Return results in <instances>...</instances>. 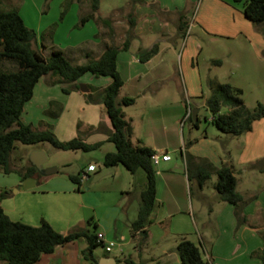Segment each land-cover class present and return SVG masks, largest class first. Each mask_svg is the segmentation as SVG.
I'll return each instance as SVG.
<instances>
[{
    "label": "crops",
    "instance_id": "1",
    "mask_svg": "<svg viewBox=\"0 0 264 264\" xmlns=\"http://www.w3.org/2000/svg\"><path fill=\"white\" fill-rule=\"evenodd\" d=\"M2 1L11 6V0ZM26 1L21 0L17 10L25 25L34 30L35 45L39 42L42 49L43 40L51 43L53 38L37 39L48 21L42 23L41 15L33 21L32 14L46 11L39 10L42 0H30L31 8L26 7ZM122 1L119 5L110 0L108 14L102 15L98 0L93 16L79 25L75 35L80 36L84 28L89 33L57 47L73 63L85 61L87 55L97 58L104 45L118 47L116 68L122 78L118 97L134 98L131 104L122 106L130 124V140L169 154L168 159L153 164L155 194L149 222L131 230L145 177L141 169L126 174L119 164L112 166L111 179L103 188L98 187V174H89L95 169L91 162L65 174H59L57 166L48 174L38 170L20 176L15 170L0 171V191L7 192L0 198V207L13 220L36 225L44 219L62 233L91 222L95 232L103 233L104 241L113 242L109 251L102 244H98L99 250L93 247L94 259H90L80 255L87 245L80 236L40 253L32 264H126L124 258L141 264H178L177 240L186 237L194 242L193 235L210 264H261L251 251L263 244L259 231H264V169L249 164L264 156V115L253 120L249 130L235 136L216 128V132L204 129L200 134L188 128L184 137L182 125L187 114L194 110L197 116L199 104L205 105L209 79L240 87L247 106L255 101L264 104V23L253 24L243 15L244 0ZM81 2L83 12L88 2ZM61 18L71 26L76 19L74 14ZM126 38L128 45L120 48ZM153 44L154 51L145 56ZM49 77L41 75L35 82L20 120L32 126H37L40 119L49 122L61 140L76 135L87 142L103 140L98 148L101 155L113 150V143L105 140L110 124L104 105L86 101L83 95L90 91L87 85L101 88L110 76L86 71L75 80L78 89L68 92L62 91L58 82L48 83ZM84 87L87 90L81 89ZM228 108L226 105V111ZM191 125L198 127L197 123ZM105 142L111 146L103 147ZM26 164H31L28 159ZM89 164L92 169L81 180L79 171ZM222 164L231 168L235 188L246 198L242 207L245 220L238 223L233 205L220 200L213 188L215 173L202 181L200 178L205 165L215 168ZM10 165L18 167L11 160ZM75 174L77 182L69 177ZM105 191L110 198H103ZM191 193L197 211L203 212L200 228L194 221ZM101 206L103 213L97 215ZM89 224L86 226L91 229ZM125 245L129 250L124 251Z\"/></svg>",
    "mask_w": 264,
    "mask_h": 264
},
{
    "label": "trees",
    "instance_id": "2",
    "mask_svg": "<svg viewBox=\"0 0 264 264\" xmlns=\"http://www.w3.org/2000/svg\"><path fill=\"white\" fill-rule=\"evenodd\" d=\"M239 1V0H233ZM70 0H64L62 13ZM98 6V0H88V10L80 15L76 26L81 25L87 18L93 16ZM241 11L253 24L264 23V0H244ZM55 22L46 28L47 33ZM132 25V22H129ZM180 28V27H179ZM44 34V31L41 32ZM36 34L34 30L25 25L17 7L5 6L0 0V171H17L20 176L38 173L31 164L10 165V152L14 142L36 143L47 141L56 148L64 150L88 151L101 145L103 140L87 142L76 135L71 138L58 139L51 130V124L40 119L37 126L23 123L20 113L23 104L32 95L35 82L41 75L50 76L48 83L58 82L61 90L68 92L70 89H78L76 79L88 71L94 75H108L110 81L101 88H90L84 92L86 101H100L104 105L110 129L105 140L113 143L114 149L103 153L101 163L111 166L120 163L130 173L136 169L144 172L145 182L140 191V200L136 215L130 223L131 230L141 228L149 222V213L153 207L155 194L154 168L151 162L153 149L149 146L132 143L130 140V124L124 118L122 106L134 101L131 96L118 97V90L122 84V78L116 68L117 46L104 45L97 58L87 55L85 61L73 63L63 49L51 45L47 54H42L35 45ZM128 45L126 38L120 48ZM42 47H44L42 45ZM155 49L151 46L145 53L148 56ZM213 61L219 62L215 59ZM6 63L11 64L7 66ZM209 94L206 96L205 107L210 111L209 121L216 129L227 136L239 135L250 129L253 120L264 115V104L256 101L252 107L244 105L241 97V88L228 82H217L212 79L207 81ZM55 102V101H51ZM224 104L229 108L225 112L220 111ZM60 105L58 104V109ZM49 115L56 112L45 110ZM190 116V113L187 114ZM197 116L192 121L196 124ZM257 169H264V156L249 164ZM211 172L215 173L213 188L220 200L233 205V213L237 223L245 220L242 207L246 198L236 188V177L228 165L219 167L205 165L201 170V181L207 178ZM70 179L77 180V174L69 175ZM6 191H0V198L6 195ZM76 226L62 233L54 229L46 220L41 219L39 224L32 225L19 220H13L0 207V264H32L42 252H50L57 245L63 244L77 237H84L86 247L80 250V255L94 259L91 253L93 247L98 245L94 226L89 229L86 225ZM141 234H145L141 230ZM263 239L260 248L251 251L257 255L264 264V231H259ZM175 250L180 264H210L200 251L199 245L186 237H180L175 245ZM126 264H141L129 258H124Z\"/></svg>",
    "mask_w": 264,
    "mask_h": 264
},
{
    "label": "rangeland",
    "instance_id": "3",
    "mask_svg": "<svg viewBox=\"0 0 264 264\" xmlns=\"http://www.w3.org/2000/svg\"><path fill=\"white\" fill-rule=\"evenodd\" d=\"M14 1V2H13ZM30 0L26 1V7L27 8H31L30 4H29ZM64 0H42L41 4H40V8L39 10H44V14H32L33 16V21H35V19L37 18V16L41 15V22L45 23L47 22L48 24L46 26H44L43 24V28L41 30L44 31V34L42 35L41 32L40 34L37 35V39L40 40V38L43 40V37H48V38H53L51 43L54 44L55 46H60V47H64V45L68 42H72L76 39H78L79 37H81V35H85L86 33H89L87 30V28L80 32V36L75 35L77 34V28L80 26H76L75 23L78 21V18L80 15L84 14L85 12H87L88 9L83 10L82 12V5L81 4V0H71L70 2L67 3L64 12L62 14H74V16L76 17L74 25H68L69 22H65V21H61L62 18H60V12L63 8V3ZM116 1L117 4H122L123 1L122 0H114ZM13 2V3H12ZM21 0H11V6H19ZM74 2V3H72ZM83 2H88V0H83ZM4 3V2H3ZM16 3V4H15ZM108 5H110V0H100V7H99V14H108L107 12V7ZM32 13H34V10L32 8ZM63 16V15H62ZM69 21V20H68ZM52 22H55V24L52 26L51 30L47 33L46 28L49 24H51ZM68 25V26H67ZM185 34H187V32H185ZM45 46L44 48L41 49V45L39 44V42L37 43V48L44 54H47L49 52L50 49V42L48 41H44ZM7 66H11V64L6 63ZM197 103H201L200 99H196L195 100ZM246 101H250L249 99H247ZM256 102V101H255ZM255 102L252 105H245L247 107H252ZM263 104V103H262ZM220 111L221 112H225L226 111V105L222 104L220 106ZM210 111L205 107L204 104H199V108H198V114H197V125L198 127L195 128L194 126H192V121H193V116L192 114H190V116H185V119L183 121V125H182V129H183V135L185 137L186 131L188 128H190L194 133H201L204 129L209 133V132H216V129L214 127V125L209 121L210 118ZM104 146H111L110 143L105 142L103 145ZM43 150L45 156H46V160L43 162L44 167L47 166H57L58 169V173L59 174H65V173H75L77 171V169L79 168V166L81 165H86L87 162H91L95 169L93 171H91L89 174L91 176H94L95 174H98L99 176V181H98V187L103 188L105 187V185H107L106 183H108V181L111 179V175L110 173L113 171L112 166H104L101 163V159L102 156L101 155V151L99 152V147L95 148V149H91L88 151H82L79 149L76 150H64V149H59L54 147L53 145H51L49 142L47 141H41V142H36V143H21L19 141H15L14 142V147L10 152V160L13 161L14 163H16L17 165L19 164H24L25 160L28 159V155L30 153L31 150L35 149V148H39ZM102 150V149H101ZM262 158V157H261ZM260 159V158H259ZM24 160V161H23ZM118 166H120V168H122V170H124V172H126V174H130V172L128 170L125 169V167L123 165H121L120 163ZM123 172V171H122ZM117 173V172H116ZM117 175V174H116ZM264 177V173L262 175ZM119 178L122 181H125V177H123V175H119ZM206 179V178H205ZM207 182H209V179H207ZM103 198H110L109 192L105 191ZM190 203L192 205V209H193V216H194V221L195 224L197 225L198 228H200L199 225V217L203 216V212H198L197 211V205H196V199L194 196V193H191L190 196ZM101 210H98L96 213L97 215H100V213L102 214V206L100 207ZM87 211V210H85ZM89 227L92 228L93 225L90 222ZM192 239H194V242L196 244L199 245L198 240L196 238V235L192 236ZM200 251H201V247L199 245ZM95 249L99 250L100 249V245H96ZM129 250L128 246L125 245V249L124 251ZM178 264L179 261H178Z\"/></svg>",
    "mask_w": 264,
    "mask_h": 264
},
{
    "label": "built area",
    "instance_id": "4",
    "mask_svg": "<svg viewBox=\"0 0 264 264\" xmlns=\"http://www.w3.org/2000/svg\"><path fill=\"white\" fill-rule=\"evenodd\" d=\"M150 158H151L152 164H156L159 159H168L169 154L166 151H161L160 153L153 151ZM91 169H92V165H90V164L87 165L84 169H81L79 171L80 179L82 180V179L86 178L87 172ZM95 234H96V242H98L99 244H102L105 251H109L111 249L113 242L112 241H104V237H103L102 232L96 231Z\"/></svg>",
    "mask_w": 264,
    "mask_h": 264
},
{
    "label": "water",
    "instance_id": "5",
    "mask_svg": "<svg viewBox=\"0 0 264 264\" xmlns=\"http://www.w3.org/2000/svg\"><path fill=\"white\" fill-rule=\"evenodd\" d=\"M81 89L87 90L86 87L81 88ZM191 114L193 116V119H195L196 116H195L194 110L191 111ZM28 160L37 170H39L45 174L51 173L52 171H55V169H56L55 166L42 167V163L46 160V156H45L43 150L40 148H35V149L31 150L29 155H28Z\"/></svg>",
    "mask_w": 264,
    "mask_h": 264
}]
</instances>
